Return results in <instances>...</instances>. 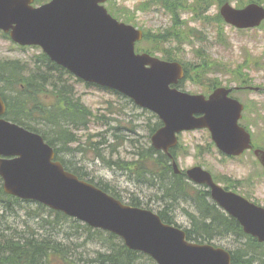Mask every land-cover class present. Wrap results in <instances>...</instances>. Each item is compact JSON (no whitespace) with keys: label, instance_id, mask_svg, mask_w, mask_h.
<instances>
[{"label":"water","instance_id":"water-1","mask_svg":"<svg viewBox=\"0 0 264 264\" xmlns=\"http://www.w3.org/2000/svg\"><path fill=\"white\" fill-rule=\"evenodd\" d=\"M34 1L0 0V29L21 45L42 46L53 60L84 80L118 89L160 114L166 125L153 136L157 148L175 145V133L185 128H208L228 153L240 154L249 147L250 135L238 125L242 105L225 99L224 88L208 99L171 88L184 75L182 65L136 54L135 42L143 32L114 19L101 5L106 0H51L38 7ZM222 14L235 24L250 26L260 23L264 9L252 5L236 11L224 6ZM5 112L0 96V175L6 192L39 200L93 227L110 230L159 264H230L224 251L187 242L183 230L164 224L153 212L124 205L65 171L53 161L55 151L40 134L5 120L1 117ZM199 112L205 115L195 117ZM256 154L264 163V151ZM188 174L209 183L221 205L229 206L235 199L201 167ZM257 233L264 240V225Z\"/></svg>","mask_w":264,"mask_h":264},{"label":"rangeland","instance_id":"rangeland-1","mask_svg":"<svg viewBox=\"0 0 264 264\" xmlns=\"http://www.w3.org/2000/svg\"><path fill=\"white\" fill-rule=\"evenodd\" d=\"M150 1L109 0L106 6L126 14L131 23L151 31L153 36L165 34L170 29L175 32L177 29L174 25L175 20L167 10L154 3L145 10L141 9L143 3ZM217 3V0H210V11L205 18L200 16L201 20L197 19L190 9L182 10L179 16L182 22L180 28L193 29L194 34L190 33L191 36L182 40L170 38L165 43L158 42L160 50L156 45L153 49L160 57L168 54L183 63H198L203 56L219 65L218 74L210 73L205 76L207 80L204 85L191 80L186 81L183 87L191 93H209L211 91L209 82L210 79L213 82L214 77H218L224 85H236L235 76L231 71L241 65L242 73L244 77H248L250 85L261 87L259 91L249 90L236 94L242 102L249 105L243 122L250 128L255 140L264 145V29L240 31L225 26V23L216 19V13L219 11ZM41 52L38 48L22 49L0 32V62L17 59L27 61ZM246 58H250L251 62L258 61L261 65L257 67L250 64L251 67L246 68ZM69 83L74 85L77 96L98 118L91 123L88 130L78 131V142H69L63 155L68 160L69 158L78 160L96 181L108 187H115L117 193L126 201L136 198L142 201L144 207L152 208L156 212L161 211L164 206L160 200L162 192L145 179L151 173L162 175L161 166L150 154L147 159L140 156L136 158L134 154L148 151L151 145L150 135L156 123L153 113L136 106L113 91L89 86L75 78L69 80ZM5 94L9 97L10 92L6 91ZM111 119H115L116 123ZM107 121L109 123L106 125ZM116 124L120 129L111 128ZM128 128L137 132H131L127 130ZM48 130L54 131L51 126L46 127V131ZM115 131H119L121 136L116 138ZM53 136L51 132L48 135L50 139H53ZM88 137H93V143L97 142L96 148H87ZM180 143L182 146L178 149L177 155L182 169L198 164L211 171L219 180L231 177L232 183L237 179L245 180L253 176L248 185L243 184L236 190L242 194L247 192L253 200L264 205V177L250 152L239 159H227L214 146L210 133L206 130L184 133ZM79 147L86 150L82 152ZM105 161L109 164L117 162L122 166L108 165ZM0 211L4 213L0 218V236L5 235L0 238L1 243L9 238L13 239L12 245L17 244V240L23 243V238H32L35 233L37 241L43 237H51L62 247H68V251L76 248L73 256L83 257L89 261L95 260L99 253L107 252L106 239L97 241L95 234L90 235L81 222L64 218L35 202H18L5 198L0 204ZM170 214L183 228H191L190 216L198 215L194 203L190 200L175 203ZM5 220L12 225L11 228L1 225ZM215 242L232 248V251L238 248L233 244V239H217ZM119 244L118 239H112V247ZM51 258V264H63L61 255H53Z\"/></svg>","mask_w":264,"mask_h":264},{"label":"trees","instance_id":"trees-1","mask_svg":"<svg viewBox=\"0 0 264 264\" xmlns=\"http://www.w3.org/2000/svg\"><path fill=\"white\" fill-rule=\"evenodd\" d=\"M116 14L129 21L126 14L118 12ZM180 30L173 34H170V31L165 34L160 33L154 37L155 41L162 42L172 36H178ZM150 37V34L147 33L145 38L149 39ZM172 58L169 56L167 59ZM245 64L246 67H250V60H246ZM218 66L211 59L202 56L200 62L187 64V78L203 84L205 76L216 70ZM235 74L239 82H247V78L242 76L241 65ZM72 78L73 75L69 71L52 62L44 53L27 61L19 59L1 61L0 93L7 103L6 118L42 133L52 145H57L61 150L64 149L69 142L77 140V131L88 129L92 120L96 118L94 111L77 96L74 85L69 83ZM6 91L10 92L9 97L5 94ZM47 126H51L54 131H46ZM50 132L54 134L53 139L48 137ZM159 159L164 172L168 175L171 173L169 177L175 178L173 181H169L165 188L169 193L167 196L176 200L177 197L172 196L170 191L175 189L181 192L183 191L181 186L187 188V184L180 183V179L173 176L171 166L162 156ZM67 169L71 171L69 166ZM105 190L111 193L106 188ZM4 197L5 194L0 189V198ZM196 199L203 212L199 219L195 218V231L197 232L195 239L211 238L225 231V227H234V223L230 219L225 218L224 214L207 201L205 194L201 193ZM212 209L215 213L214 211L212 213ZM193 235L190 232L189 237L193 238ZM23 239L21 238L23 243L17 240V244L13 245V239L10 238L0 242V264L46 263L51 252L61 255L63 264H84L85 262L86 264H138L137 252L131 251L125 246H110L107 253L100 254L97 259L88 262L82 257L66 258L68 247L64 248L50 238L45 239L48 241H37L34 238Z\"/></svg>","mask_w":264,"mask_h":264},{"label":"flooded vegetation","instance_id":"flooded-vegetation-1","mask_svg":"<svg viewBox=\"0 0 264 264\" xmlns=\"http://www.w3.org/2000/svg\"><path fill=\"white\" fill-rule=\"evenodd\" d=\"M251 1H253V0H249L248 3L251 2ZM256 1H261V0H256ZM263 3H264V2H263ZM243 89H244V88H243ZM233 93H234V92H233ZM233 93L231 94V96H233ZM173 152H175V154H176V150H173ZM174 156H175V155H174ZM166 157H167V156H166ZM175 157H176V156H175ZM167 158H168V157H167ZM204 186H206V187H205L206 192L211 191V189H210L209 186H207V185H204ZM250 198H251V197H250ZM251 199H252V198H251ZM165 205H166V204H165ZM232 221L235 222V223L238 225L239 230L241 231V230H242V224H241V222H239L238 220H235V219H232ZM227 228H228V229H231L232 227L230 226V227H227ZM218 245H222V244H218ZM241 245H242V246H246V245L243 244V243H241ZM247 257H248V258L251 257L250 252H248V253L240 252V253H238L237 255L235 254V259H237V260L246 259V260L248 261ZM249 263H251V262H249ZM243 264H244V263H243ZM252 264H259V263H258V260L255 259L254 261H252Z\"/></svg>","mask_w":264,"mask_h":264}]
</instances>
